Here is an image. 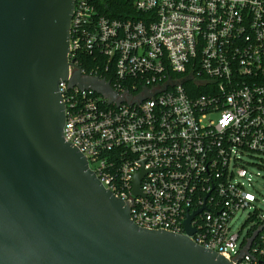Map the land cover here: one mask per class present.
Here are the masks:
<instances>
[{"label": "built area", "instance_id": "obj_1", "mask_svg": "<svg viewBox=\"0 0 264 264\" xmlns=\"http://www.w3.org/2000/svg\"><path fill=\"white\" fill-rule=\"evenodd\" d=\"M110 1L74 0L67 58L123 100L60 81L64 139L135 225L187 234L196 211L193 242L264 264V211L243 159L264 154V0ZM244 210L249 226L231 232Z\"/></svg>", "mask_w": 264, "mask_h": 264}, {"label": "water", "instance_id": "obj_2", "mask_svg": "<svg viewBox=\"0 0 264 264\" xmlns=\"http://www.w3.org/2000/svg\"><path fill=\"white\" fill-rule=\"evenodd\" d=\"M73 5L0 0V264H232L188 236L196 211L187 234L135 225L64 139L60 81L123 100L68 61Z\"/></svg>", "mask_w": 264, "mask_h": 264}, {"label": "rangeland", "instance_id": "obj_3", "mask_svg": "<svg viewBox=\"0 0 264 264\" xmlns=\"http://www.w3.org/2000/svg\"><path fill=\"white\" fill-rule=\"evenodd\" d=\"M255 157L244 156L243 159L246 161V169L250 174V178L252 180L253 189L257 190L254 192L258 198L256 202L257 208L260 212L264 211V169L262 167L257 166L255 163L264 164V154L253 153ZM248 190L252 189V187L247 188ZM247 219V210L237 212L234 219L231 222V232H236L238 229L241 230L243 234L247 227L249 226V222ZM242 228V229H241Z\"/></svg>", "mask_w": 264, "mask_h": 264}, {"label": "trees", "instance_id": "obj_4", "mask_svg": "<svg viewBox=\"0 0 264 264\" xmlns=\"http://www.w3.org/2000/svg\"><path fill=\"white\" fill-rule=\"evenodd\" d=\"M107 5L108 7H111L113 5L115 6V8H119V7H122V5L128 6L129 2H127L126 0H113V1H110V3H108ZM101 9L103 12L107 11L104 4H101ZM80 65L82 66V63H80Z\"/></svg>", "mask_w": 264, "mask_h": 264}]
</instances>
